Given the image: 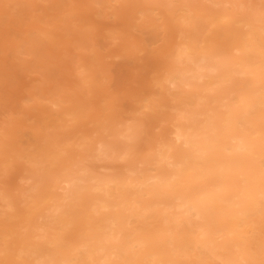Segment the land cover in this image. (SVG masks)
Segmentation results:
<instances>
[{"label":"bare ground","instance_id":"1","mask_svg":"<svg viewBox=\"0 0 264 264\" xmlns=\"http://www.w3.org/2000/svg\"><path fill=\"white\" fill-rule=\"evenodd\" d=\"M2 1L10 5L19 0ZM102 1L113 8L128 5L139 15L161 11L177 29L179 40L167 51L158 80L162 89L172 90L171 104L157 106L172 111L170 136L137 162L141 131L136 122L108 124L109 119L105 130L110 138L83 135L74 143L98 160L122 161L125 168L120 173L98 174L81 165L87 156L66 157L67 144L53 147L54 141L24 156L30 182L21 194L26 217L47 221L30 224L31 235L0 234L6 264H210L212 257L220 264H264V4ZM73 7L76 11L79 6ZM198 19L208 28L200 40L191 33L200 27ZM51 30L35 25L14 47L41 60L43 52L35 39L54 40ZM87 66L78 65L77 75L81 85L90 87L95 79ZM52 96L51 105L65 103L62 96ZM60 110L70 115L67 107ZM4 133L0 166L9 162L1 159L10 137L8 129ZM0 201L7 213L15 205L5 192ZM259 230L255 249L247 234Z\"/></svg>","mask_w":264,"mask_h":264},{"label":"rangeland","instance_id":"2","mask_svg":"<svg viewBox=\"0 0 264 264\" xmlns=\"http://www.w3.org/2000/svg\"><path fill=\"white\" fill-rule=\"evenodd\" d=\"M243 1L250 5L255 1L264 4L263 0ZM9 4L0 0V135L5 128L10 133L5 142L8 150L1 157L9 161V165L0 166V197L1 192L7 193L15 205L8 212L12 213L9 216L0 201V234L17 231L31 235L34 227L30 224H42L47 218L42 217L36 223L35 219L26 217L27 206L21 197L30 184L26 180L29 163L25 157L37 153L47 141H54L53 147L67 144L66 157L77 159L87 156L81 165L94 169L98 174L123 172L125 163L122 161L98 160L92 157L89 150L74 145L82 140L83 135L92 140L110 138L108 130H105L109 119L108 124H139L141 136L134 155L135 162L149 154L152 146L170 136L169 129L174 123L170 107H157L164 102L171 104L168 99L172 93V90L162 89L158 80L164 70L167 51L179 39L171 21L157 10L145 11L146 16L145 12L139 15L133 7H119L118 4L113 8L102 0H19ZM73 6L79 7H75V11ZM199 20L195 22L200 27L191 32L195 33L192 37L196 40L208 33L205 20L204 24L200 23L203 19ZM66 23L68 26H64ZM35 25L48 30L52 28L55 34V39L51 41L37 36L36 48L43 52L41 60L38 58L37 61L26 53H19L14 47L24 42V33ZM18 33L22 35L16 38ZM30 37L33 39L34 34ZM81 64L88 65L95 79L90 87L81 85V77L77 75L78 65ZM42 89L45 91L42 92ZM51 96H62L65 103L53 106L48 99ZM163 98L165 101H162ZM50 107L54 110L51 111ZM60 107H67L70 115L61 113ZM24 224L26 226L18 230ZM249 234L247 236L254 242L251 246L257 249L255 242L262 235L260 230ZM36 239L29 238V241ZM2 256L0 253V264L8 263ZM208 263L220 264L213 257L208 259Z\"/></svg>","mask_w":264,"mask_h":264}]
</instances>
